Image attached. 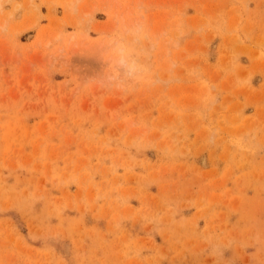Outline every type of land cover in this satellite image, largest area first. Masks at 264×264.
<instances>
[{"label":"rangeland","instance_id":"obj_1","mask_svg":"<svg viewBox=\"0 0 264 264\" xmlns=\"http://www.w3.org/2000/svg\"><path fill=\"white\" fill-rule=\"evenodd\" d=\"M0 1V264H264V0Z\"/></svg>","mask_w":264,"mask_h":264},{"label":"bare ground","instance_id":"obj_2","mask_svg":"<svg viewBox=\"0 0 264 264\" xmlns=\"http://www.w3.org/2000/svg\"><path fill=\"white\" fill-rule=\"evenodd\" d=\"M62 1H63V0H62ZM78 1H79V0H78ZM28 2H29V1H28ZM79 2H80V1H79ZM30 3H31V2H30ZM60 3H61V2H60ZM63 3H64V2H63ZM28 4H29V3H28ZM31 4H32V3H31ZM32 5H33V7L35 6V4H32ZM76 5H77V4H76ZM0 6H1V1H0ZM28 6H29V5H28ZM30 6H31V5H30ZM14 7H15V6H14ZM36 7H37V6H36ZM36 7H35V10L37 9V11H38V8H36ZM64 7H65V8H64V9H65V12H69V13H66L67 16L71 13V10L74 11V10L76 9V8L74 9V7H76V6L73 5L72 0H66L65 3H64ZM78 7H79V6H78ZM1 8H2V7H1ZM15 8H16V7H15ZM0 10H1V9H0ZM67 10H70V11H67ZM84 10H86V9H84ZM75 11H76V10H75ZM125 11H126V10H125ZM88 12H89V11H84V13L89 14ZM128 12H129V11H128ZM128 12H127V14H128ZM39 14H40V13H39ZM73 14H74V13H73ZM125 14H126V13H125ZM37 15H38V13H37ZM38 16L40 17V15H38ZM52 16H53V18H54V15H52ZM52 16H51L50 19H53ZM55 16H56V15H55ZM125 16H126V15H125ZM7 17H8V16H7ZM68 17L70 18V16H68ZM73 17H74V15H73ZM73 17H72V18H73ZM75 18H76V16H75ZM34 19H35V18H34ZM36 19H37V17H36ZM57 19H58V18H57ZM57 19L55 18V20H57ZM60 19H61V18H60ZM30 20H31V19H30ZM32 20H33V19H32ZM33 21H34V20H33ZM33 21H32V22H33ZM59 21H60V20H59ZM76 21H77V20H76ZM78 21H79V20H78ZM32 22H31V23H32ZM29 23H30V21H29ZM33 23L36 24V21L33 22ZM33 23H32V25H33ZM74 23H75V22H74ZM53 24H54V23H53ZM24 25H25V24H24ZM55 25H56V24H55ZM58 25H59V24H58ZM29 26H30V27H29ZM34 26H35V25H34ZM17 27H18V26H17ZM25 27H26V29H27V27H28V28H31V24H28V25H27V23H26ZM23 28H24V27H23ZM101 28H102V27H101ZM21 29H22V28H21ZM24 29H25V28H24ZM44 29H45V28H44ZM58 29H59V28H58ZM58 29H57V30H58ZM53 30H54V29H53ZM43 32H44V31H43ZM45 32H46V30H45ZM57 32H61V31H57ZM57 32H56V33H57ZM56 33L54 32V33H52V34H55V37H57V34H56ZM41 34H42V33H41ZM47 34H49V33H47ZM45 35H46V33H45ZM43 36H44V35H42V37H43ZM72 37H73V36H71V39H72ZM44 38H45V37H44ZM44 38H43V39H44ZM103 38H104V37H103ZM105 38H106V37H105ZM43 39H41V40H43ZM66 39H67V38H66ZM68 39L70 40V38H68ZM45 40H46V39H44L43 41H45ZM72 40H73V39H72ZM102 40H103V39H102ZM49 41H50V40L47 41V42H48L47 44H49ZM109 41L111 42V41H113V40H107V42H109ZM73 42H74V41H73ZM102 42H103V41H102ZM43 43H44V42H43ZM100 43H101V42H100ZM111 44H112V43H111ZM111 44H109L108 46L110 47ZM44 45H45V44H44ZM112 45H113V44H112ZM101 46H102V44H101ZM106 46H107V45H106ZM109 47H108V49H109ZM111 49H112V48H111ZM120 50H121V49H120ZM120 50H119V51H120ZM110 51H111V50H110ZM116 51H117V50H116ZM103 53H104V51H103ZM103 53H102V54H103ZM108 53H109V52H108ZM120 53H121V52H120ZM113 54H114V53H113ZM113 54H112V55H113ZM114 57H115V56L113 55V58H114ZM122 57H123V56H122ZM119 58H120V57H118V59H119ZM106 60H109V61L112 60V56L110 55V53H109V55H108V54L106 55ZM126 60H127V59H126ZM124 61H125L124 59H121V60H120L121 63H125ZM128 63H129V62H128ZM119 65H121V64H119ZM123 65H124V64H123ZM123 65H121V66H123ZM125 65H126V63H125ZM134 65H135V64H134ZM132 67H133L132 65H129V67H128L129 70H132ZM134 67H135V66H134ZM134 67H133V68H134ZM123 68H125V69L127 70V66H123ZM122 70H123V69H122ZM133 70H134V69H133Z\"/></svg>","mask_w":264,"mask_h":264}]
</instances>
